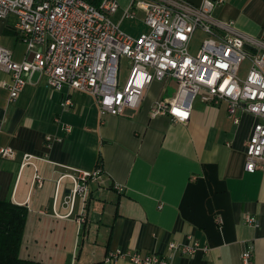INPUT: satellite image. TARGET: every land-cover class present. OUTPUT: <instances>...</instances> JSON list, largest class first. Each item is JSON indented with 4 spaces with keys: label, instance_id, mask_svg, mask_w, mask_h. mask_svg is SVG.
Returning <instances> with one entry per match:
<instances>
[{
    "label": "crops",
    "instance_id": "obj_1",
    "mask_svg": "<svg viewBox=\"0 0 264 264\" xmlns=\"http://www.w3.org/2000/svg\"><path fill=\"white\" fill-rule=\"evenodd\" d=\"M184 1L198 6L203 0ZM119 2L114 20L120 27L136 20L146 32L145 13L122 19L130 0ZM212 16L264 41V0H225ZM16 20L13 14L0 18V44L20 61L26 47ZM10 80L0 68V148L17 153L0 156V199L29 210L22 258L107 264L110 252L137 250L166 256L172 264H243V250L252 248V264H264V171L245 170L254 114L240 109L235 122L226 102L197 97L186 122L152 117L153 103L175 94L160 81L150 84L139 107L101 114L93 95L55 89L38 73L11 102ZM25 154L34 156L30 163H24ZM98 166L99 178L72 203L68 174ZM246 215L258 224L248 223ZM194 241L200 248L193 254L169 248L171 242Z\"/></svg>",
    "mask_w": 264,
    "mask_h": 264
},
{
    "label": "built area",
    "instance_id": "obj_2",
    "mask_svg": "<svg viewBox=\"0 0 264 264\" xmlns=\"http://www.w3.org/2000/svg\"><path fill=\"white\" fill-rule=\"evenodd\" d=\"M223 2L203 0L196 6L184 0H130L122 19H135L141 10L148 26L146 32L133 36L114 20L119 0H101L99 5L89 0H0V18L16 16L15 30L26 47L24 58L18 61L12 49L0 44V68L11 75L9 100L15 101L38 73L55 89L67 86L93 95L101 114L117 115L126 108L139 107L153 81L174 82L175 94L159 97L151 106L152 117L186 122L198 96L206 103L226 102L235 122L240 120V109L252 113L258 120L246 143L245 170L264 171V41L245 35L233 23L216 20L212 12ZM198 30L206 37L193 52L191 45ZM247 44L258 49L251 51ZM122 57L131 63L124 82L120 80ZM246 60L250 66L242 78L240 68ZM16 154L13 147L0 148L3 158H15ZM33 158L25 154L24 163ZM102 171L98 166L91 172L68 174L74 181L70 201L88 192L89 181H96ZM246 221L258 224L250 215ZM169 248L193 254L200 244L171 242ZM119 259L172 264L166 256L137 250L110 252L105 263ZM242 261L252 264V248L243 250Z\"/></svg>",
    "mask_w": 264,
    "mask_h": 264
},
{
    "label": "trees",
    "instance_id": "obj_3",
    "mask_svg": "<svg viewBox=\"0 0 264 264\" xmlns=\"http://www.w3.org/2000/svg\"><path fill=\"white\" fill-rule=\"evenodd\" d=\"M99 5L101 0H89ZM29 210L11 200L0 199V264H41L20 255Z\"/></svg>",
    "mask_w": 264,
    "mask_h": 264
},
{
    "label": "rangeland",
    "instance_id": "obj_4",
    "mask_svg": "<svg viewBox=\"0 0 264 264\" xmlns=\"http://www.w3.org/2000/svg\"><path fill=\"white\" fill-rule=\"evenodd\" d=\"M135 21L136 20L125 21L122 25L123 30L132 35H138L139 33H141V31L145 30L144 24H141L140 22L137 24V22ZM204 37H206L205 34L202 33V31L200 30H198L195 33L193 41H192V45H191L192 46L191 49L193 52L197 51ZM130 64H131L130 60L127 57L121 58V61H120V80L121 82H124L127 79L129 72H130V67H131ZM249 66H250L249 60H246L243 62L240 68V76L242 78H246L248 70H249ZM168 90L171 94H174L176 92V84L174 82L170 83Z\"/></svg>",
    "mask_w": 264,
    "mask_h": 264
}]
</instances>
